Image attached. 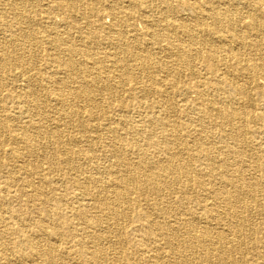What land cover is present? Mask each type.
Returning a JSON list of instances; mask_svg holds the SVG:
<instances>
[{"label": "bare ground", "instance_id": "1", "mask_svg": "<svg viewBox=\"0 0 264 264\" xmlns=\"http://www.w3.org/2000/svg\"><path fill=\"white\" fill-rule=\"evenodd\" d=\"M125 1L129 9L142 4L140 0ZM262 1L264 2V0ZM86 3L87 0L54 1V5L57 7L65 6L70 17L79 16L81 18L94 12L92 7L85 10ZM5 4L10 6L7 0ZM106 5L107 10L98 13L97 17L102 19L105 16H110L111 21L109 23L100 22L99 36L84 34L74 38L73 35L71 36L70 29H83L84 24L81 27L80 23L71 20L65 30L57 31L54 26L55 28H51V34L46 36L37 35L34 30L28 31L30 33L22 35L21 38L11 37L9 42L2 44L3 47L0 49L1 68L9 66L14 60L20 66L25 64L23 54L25 43L33 44L37 48L40 43L45 42L56 50L65 45L66 47L63 50L68 54L56 56V53L54 55L52 53L53 56L48 58L49 62L59 67L60 63L64 61L68 65L65 71L70 74V70L76 69L77 71L73 74L77 73L76 76L80 78H64L59 76L58 71H52V76L45 78L46 86H43L47 88L41 86L43 92L42 94L38 93L37 98L35 88L39 85H35V82L38 78H23L26 86L29 85L27 90L14 89L12 92L4 94L1 90L5 83L3 78H0V98L3 100L10 99L15 103L10 112L0 114V134L2 135L0 138V169H3L8 184L13 185L19 191L20 197L25 202L37 204L38 211L44 212L42 218H33L36 214L29 209L26 210L27 212L11 210L7 216L0 213V240H9L11 254L16 256L21 264H26L33 257L48 256L47 259L52 260L58 255L55 249L48 250L49 254L44 253L38 245L37 238L39 236L67 238L63 236L66 233L73 235L72 237L76 236L73 231L62 230L58 226V216L68 224L71 218H66L62 215V212L49 209L54 203L53 198L47 195L53 190L50 185L51 180L47 176L39 178L37 180L39 183L32 179V176L35 179L37 178L40 169L39 167L37 169L33 163L34 161L30 160L29 157L35 159L44 157L51 164L50 166L58 171L59 168L57 167L59 165L51 163V160L54 154L60 153L67 168L83 170L80 166L82 158L91 159L92 157L82 149L80 143L93 142L92 140L95 137L89 138L85 132L94 111L101 107L95 101V95L103 91L106 96L104 97L109 99L122 89L123 78H116L114 73L109 71V66H118L121 63L123 67L128 65V69H133V66L139 65L142 73L152 68L150 66L155 65L162 56L161 66L162 64L175 66L169 77L170 82L166 81V84H171L172 87L178 89L181 84L180 78H177L178 67L191 65V62L193 63V60L199 57L202 50H204L202 59L205 60L206 68L214 73L217 82L199 80L203 89L198 96L197 105L189 111L191 115L187 114L185 116L186 121L179 135V141L176 144H173L172 141L162 142L166 150L173 146L175 150L168 152L167 157L161 164L158 163L159 161H151L147 158V150L130 133L131 131L136 132V126L130 124L126 129L129 135L128 138L122 139L121 142L115 141L111 146V152L116 158L115 163H110L108 166H96L93 174L83 177H71V182L79 185L83 193L97 196V205L102 213L93 219L92 224L98 226L103 222L116 221L126 216L123 205L131 202V200L128 201V196L136 189L147 191L142 194H149L152 197H155L160 191H171L172 189L178 194L190 190L199 192L204 189L205 183L200 172L195 168L196 177L192 179L189 176L193 169L191 163L197 162L198 157H203L207 161V167H210L208 160L213 162L217 156L220 165L227 167L230 173L226 176L218 174L220 183L224 184L216 186L209 208L206 205L204 206L206 210L202 214L201 212H189L188 218L179 216L176 217L177 220L170 222L166 219L169 216L164 215L167 214L168 209L156 202L158 213L155 220L149 219L146 223L148 228L156 225L155 227L160 230L161 238L164 240L166 247L175 248L176 254L180 255V258H184L183 254L189 247H192L193 251L202 247L205 249L214 247L222 253L231 247L236 248L241 239V229L239 227L246 221L243 210L248 205L245 202L240 203V193L244 192L246 194L243 197L252 199L259 193L264 196V180L262 179L264 178V168L257 164L250 167L243 165V162L247 160L245 157L259 155L260 153L264 154V138L256 144H252L251 136L248 135L251 131H255L254 123L253 121L247 122L243 117L244 111L247 109L246 106L251 105L252 90L259 93L258 91L264 83L258 80L259 77L264 79V9L260 10L259 7L255 6L250 7L246 13H241L243 5L249 6V3L245 0H194L188 4L193 11L192 17L195 21L193 25L183 21L176 24H170L171 22L161 23L163 19L161 16L155 21L144 15L145 26L139 33L129 24L128 18L131 15L129 10H122L117 7L115 2ZM13 7L18 16L24 19L28 25L34 24L36 20L35 13L32 16L30 14L32 12H23L20 6L13 5ZM165 11L166 13H172L174 9L166 6ZM157 25L160 26L159 30L154 29V26ZM172 28L177 31L176 37L177 35L186 37V44H183L180 39L177 41V38L173 41L170 40L168 31ZM92 42L109 44L114 55L118 54V56L111 57V54L105 53L102 58L104 61H95L94 56L87 53L88 45ZM76 49L84 51L85 55L84 59L81 56L82 60L77 62L73 55ZM14 52H18V56H13ZM120 53L123 56L119 55ZM128 59L133 62L128 63ZM78 79L80 83L76 85ZM141 88L146 90L148 86L145 85ZM222 94H225V96ZM52 97L59 100L58 116L52 115L51 109L48 111V115L45 113V115L33 118L34 113L31 112V109L43 107L45 108L44 112L49 110L51 108L49 101ZM29 101L30 104L26 105L25 103ZM77 101H81L84 110L88 111L87 118H83L87 114L85 113L82 116L84 112L79 110L76 105ZM227 103L233 104L231 110H227ZM115 105L121 107L122 102L118 101ZM172 107V103L170 105L162 103L160 114L163 115L153 116L149 122L153 126L167 125V122H171L169 113ZM254 116L259 117V114ZM17 118L24 120V127L16 128L18 126L13 121ZM61 119L66 123L73 124L83 134L64 137V130L60 129L62 125L59 124ZM119 119L123 120L122 124L128 121L125 118ZM95 126L97 127V124ZM53 128L55 130H52ZM118 129L119 127H113L110 132L117 133ZM99 137L104 138L103 136ZM189 138L193 143L191 148L186 146L185 143ZM218 138L230 139L245 144L250 149L247 152H242L234 144H225L220 151L214 143L210 142V140ZM5 141H10L12 146L3 149L1 145ZM93 143L97 144L95 141ZM49 145H53V149H50ZM127 153L133 155L136 161L124 166V158ZM184 154H187L186 160L181 159ZM230 156L236 157V160L231 161ZM16 159H20V161L17 162ZM248 172L253 174L248 177L246 176ZM107 175L108 177H106ZM46 183L49 184L48 187H44ZM3 191L0 187V203L5 200L2 195ZM75 192L73 195L78 196L77 191ZM108 197H111L112 200L110 201ZM197 197L192 194L187 196L186 199L190 202L203 201L202 198L197 199ZM179 203L180 206L176 210H184L185 205L182 202ZM256 205L264 210V201ZM213 206H220L222 210L218 213ZM77 210L78 206L76 204L68 207L71 216L80 218L86 216L84 213L77 215ZM213 211L216 214L213 213L211 217L218 223L220 222L218 219L224 217L235 224L236 237L234 239L226 238L228 234H225L227 229L224 227L221 228V232H214L213 235L208 222L206 220L200 221L204 218L203 216ZM158 216L165 220L159 221ZM27 219H31V224L27 225L25 223ZM201 222L203 228L200 230L198 226ZM95 237L98 238L100 235L97 234ZM84 243L83 238L77 239L79 253L88 255L86 260L88 264H98L101 261H106V254L98 249L87 251ZM173 252L169 251L170 254L175 253ZM222 253L213 264H223L224 261L229 259L226 256L224 257ZM3 258L7 259L4 264H12L10 258L7 256ZM122 259L117 255V262H121ZM238 260L240 261V259ZM192 262V264H195L194 261ZM209 262L207 261V263ZM155 264H180V260L177 258L172 261L168 259L164 263L155 261Z\"/></svg>", "mask_w": 264, "mask_h": 264}, {"label": "rangeland", "instance_id": "2", "mask_svg": "<svg viewBox=\"0 0 264 264\" xmlns=\"http://www.w3.org/2000/svg\"><path fill=\"white\" fill-rule=\"evenodd\" d=\"M7 1L10 6L5 4L6 0H0V49L3 47L2 44L9 42L11 37L16 39L21 38L22 35L28 34L33 30L37 32V35L43 36L51 34V28L54 26L57 28V31L65 30L68 28L67 24H69L71 20L80 23L81 27L84 24L82 27L83 29H70L71 36L73 35L74 38H77L78 35L84 34L99 36L100 22L103 21L105 23H109L111 21V17L105 16L104 18L99 19L97 15L98 13L106 11V4L111 2H115L117 7L122 10L127 9L131 12V18H128L129 24H131V26H133L139 33H141L145 26V19L143 18L144 15L149 16L150 19L155 21L161 16L163 18L161 23L171 22L170 24H176L183 21L193 25L195 22L192 17L193 11L188 6V4L194 0H140L142 2L141 6L139 5L131 9L127 8L128 4L125 0H87L85 10L92 7L94 12L91 15L87 14L88 16L86 15L84 18L79 16L70 17L65 6L57 7L54 5L55 0ZM245 1L249 3V6L243 5L244 7L242 6L241 13H246L250 7L255 6L259 7L260 10L264 9V2L262 0ZM13 5L20 6L23 12H32L30 13L32 16H34L35 13L36 20L34 21V24L28 25L24 19H21L18 16L17 11L14 10ZM166 6H170L174 9V11L172 13H166ZM154 27L156 30L160 29V26L158 25ZM71 31L74 32L72 33ZM176 34L177 31L174 28L168 31L169 38H171L170 40L173 41L177 38V41L180 39L183 44L187 43L186 37H182L180 35H177L176 37ZM88 46L89 48L87 53L93 55L95 61H104L102 58L105 53L111 54V57L118 56V54L114 55L113 49L109 44L92 42ZM64 47L66 46L63 45L60 49L56 50L51 47L50 44L42 42L36 48L33 44L30 45L29 43H25L23 51L24 65L20 66L19 63L14 60L7 67L1 68L0 66V78H3L5 83L1 92L3 94L7 92L10 93L14 89L25 91L28 89L29 85L26 86V82L23 81V78H38L35 82V85H39L35 88V91L37 90V98L38 95L43 92L41 86L47 88L45 87V78H50V76H52V71H58L60 77L80 78L76 76L77 73L73 74L77 71L76 69L70 70V74L68 71H65L68 65L64 61L60 63L59 67L49 62L48 58L52 57L55 53L56 56H65L68 54L63 50ZM204 52L205 51L202 50L203 54ZM202 53H200L199 57L193 60V63L191 62V65L178 67L177 78H180L181 80V84L178 89L172 87L171 84H166V81H169L170 74L174 70L175 66H166L164 64L161 66L160 63L162 62L160 61L163 59L162 56H160V60H158L155 65L150 66L152 68L149 67L150 69H147L142 73L139 65L133 66V69H128V65L123 67L121 63L118 66H109V71H112L116 78H123V90L121 89V91L116 92V94L109 99L105 98L106 96L103 91L95 95V101L98 102L101 107H98L94 111L85 134L89 136V138L95 137L92 141H95L97 144L93 142L80 143V146L83 147L82 149L92 157L91 159L82 158L83 160H81L82 162L80 166L83 170L67 168L62 161V154L60 153L54 154L51 160V163L59 165V167H57L59 168L58 171H55V169L50 166L51 164H49L44 157L37 159L29 157L30 160L34 161L33 163L37 169L38 167L40 169L39 171L37 170L39 174L37 178L35 179L34 176H32V179L36 183H39L37 180L44 176L49 177L51 180L50 185L53 190H51L47 195L53 198L54 203L49 209L62 212L63 216L66 218L69 217V219L71 218L70 223L68 224L58 216V226L62 230L73 231V234L76 236L72 237L73 235H69V233L64 234L63 232V236L67 238H58L57 236H39L37 238L38 245H40L43 249V252L49 254L48 250L55 249V252L58 253V255L52 260H48V256L38 258L33 257L30 258L26 264H88L86 261L88 255H81L79 253L77 247V239L79 238H83L85 242L84 246L87 251L98 249L106 254V261H101L98 264H155V261L158 263H164L167 262L168 259L172 261L176 258L180 260V264H192V261H194L195 264H213L217 261L222 252L218 248L214 247L211 249L210 247L209 249H205L203 247L198 248L195 250L196 252L193 251L192 247H189L186 249L185 254H183L184 258H180L181 256L176 254L177 251L175 248L170 249L166 247L164 240L161 238L160 230L155 227L156 225L152 228H148V224L146 223L149 219L152 221L155 220L156 214L158 213L155 205L156 202H158L159 205H164L163 207L168 209L167 214L164 215L169 216L166 219L170 222H172V220H177L179 216L188 218L189 212H201L202 214L206 210L204 208L206 205V207L209 208V204L211 203L216 191V186L224 184L220 183V177H218V174L226 176L230 173L227 167L220 165V160L217 156L213 162L207 159L210 167H207V161L203 157H198L197 162L191 163L193 169L189 173V176L192 179L195 178L197 173L195 171L196 169L200 172L205 183L204 189L199 192L190 190L178 194L175 191H172V189L171 191H160L155 197H152L149 194H142L147 191L136 189L128 196V201L131 200V202L124 203L123 205L126 216L116 221L103 222L98 226L92 224L93 219L102 213L97 205V196L83 193V190L79 185H75V183L71 182V177H83L85 175L93 174L96 166H108L110 163H115L116 158L111 152V146L115 143V141L121 142L122 139L128 138L129 135L126 129H128L127 126L130 124H134L136 126V132L131 131L130 133L133 135V138L142 144V146L147 150V158L151 161H159L158 163L161 164V162L165 160V157H167L168 152L175 150L173 145L172 148L166 150L163 146L164 143L162 142L172 141L173 144H176L179 141V135L181 134L186 121L185 116L189 114V111L194 106L197 105L198 96L203 89V87L200 86L199 80L217 82L214 73L206 68L204 63L205 60L202 59ZM73 55L76 62L84 59L85 56L84 51H81L80 49H76V52H74ZM119 55L123 56L121 53ZM13 56H18V52H14ZM128 60V63L133 62L131 59ZM258 80L264 82L262 77H259ZM79 83L80 80L78 79L75 84L78 85ZM145 85H147L148 88L146 90H142L141 87H145ZM258 92L259 93H256L252 90L251 105L246 106L247 109H245V113L243 114L244 119H246L247 122L253 121L255 126V131H251L248 135L251 136L252 144H256L260 139L264 138V83ZM222 95L225 96V94ZM118 101L122 102L121 107L115 105ZM49 102L51 108L45 112V108L43 107L40 109H31V112L34 113L33 118H37V116L43 114L45 115V113L48 115V111L51 109L52 115L58 116L57 112H59L60 107L59 100H56V97H52ZM162 103H166L168 105L172 103L173 107L170 109L171 112L169 113V119L171 122H167V125L161 127L153 126L149 120L153 116L163 115L160 114ZM25 104H30V101ZM80 104H82L81 101L76 102L79 110L84 112L82 116H84L85 113L87 114V116L83 118H87L88 111L86 109L84 110L83 104ZM14 105L15 103L10 101V99L3 100L0 98V114L10 112L11 109L14 108ZM232 107V103L226 104L227 110H231ZM250 107L251 109H249ZM60 112L62 111L60 110ZM255 114H259V117H255ZM119 118H125L128 121H125L122 124L121 122L123 120ZM13 122L16 126H18L16 127L18 129L24 127L25 125L24 120L20 118L15 119ZM59 124L62 125V128L60 129L64 130V137L83 134L77 130L73 124L66 123V121L62 119ZM96 124L97 127L95 126ZM113 127H119L117 133L110 132ZM52 130H55V128ZM99 136H103L104 138H100ZM1 137L2 135L0 134V138ZM216 140H210V142L214 143L220 151L222 150V146L225 144H234L235 147L242 152H247L250 149L245 144L231 141L230 139L226 140L218 138ZM5 142L1 145L3 149L12 146L10 141ZM185 143L186 146L190 148L193 146L191 138L187 139ZM48 147L53 149L54 146L49 145ZM245 158L247 160L243 162V165L250 167L251 165L257 164L264 168V154L260 153L259 155ZM181 159L186 160L187 154L181 156ZM124 160V166H128L129 163H135L136 158H134L133 155H130V153H127L125 154ZM230 160L235 161L236 157L230 156ZM16 161L19 162L20 159H16ZM251 174L253 173L248 172L246 176L249 177ZM106 177H108V175ZM262 179L264 180V178ZM8 183L9 182L6 180L3 169H0V187L4 190L2 195L5 197V200L0 203V213L7 216L11 210L27 212L26 210L29 209L34 211L36 214L33 218H42L44 212L38 211L37 204L25 202L24 199L20 197L19 191H17L13 185H9ZM48 186V183L44 185V187ZM176 186L181 187L180 185ZM75 191L79 194L78 196L73 195L76 193ZM192 194L198 196L197 199L202 198L203 201L190 202L186 199V197ZM240 194V203L245 202L248 204L243 210V216L246 218V221L239 227L241 229V241L239 240L237 247H231L222 253L224 257L226 256L229 258L224 261L223 264H264V210L256 205L257 203L264 201V196L262 193H259V195L257 194L252 199L243 197V195L246 194L244 192ZM109 199L110 201L112 200L111 197ZM179 202H182L185 205L184 210H176L177 207L180 206ZM72 204H76L78 206L77 215L84 213L86 216L84 218L73 215L71 216L68 212V207ZM213 208L218 213L222 210L220 206H213ZM213 213L216 214L213 211L212 213L203 216L204 218L200 221L206 220L208 222V226L213 231V235L214 232H221V228L224 227L227 229L225 234H228V236L226 235V238L234 239L236 237L235 224L224 217H220V219H218L220 222L218 223L211 217ZM158 220L160 221L165 219L158 216ZM31 222V219H27L25 223L29 225ZM199 225L198 229L201 230L203 228V223L201 222ZM97 234L100 235V237L96 238L95 235ZM10 248L11 244L9 240H0V264L6 263L7 259L3 258L6 256L10 258V262H12V264H21L20 260L11 254L9 250ZM169 251H174L175 253L173 252L174 254H170ZM61 255L63 256L59 257ZM117 255L118 257L123 258L121 262H117ZM208 259L211 260V262H209ZM238 259H240V261ZM207 261L209 263H207Z\"/></svg>", "mask_w": 264, "mask_h": 264}]
</instances>
